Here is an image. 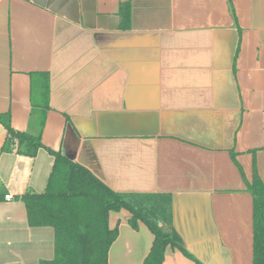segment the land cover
I'll use <instances>...</instances> for the list:
<instances>
[{
	"label": "crops",
	"instance_id": "0c3cea01",
	"mask_svg": "<svg viewBox=\"0 0 264 264\" xmlns=\"http://www.w3.org/2000/svg\"><path fill=\"white\" fill-rule=\"evenodd\" d=\"M42 113L33 158L1 152L0 124V264L55 256L54 229L31 227L17 199L46 191L50 150L119 194L170 197L159 226L178 246L163 264H253L264 0H0V114L34 132ZM130 217L110 215L119 236L109 264H143L151 250L153 234Z\"/></svg>",
	"mask_w": 264,
	"mask_h": 264
},
{
	"label": "trees",
	"instance_id": "16d2710c",
	"mask_svg": "<svg viewBox=\"0 0 264 264\" xmlns=\"http://www.w3.org/2000/svg\"><path fill=\"white\" fill-rule=\"evenodd\" d=\"M129 13L130 4H122L121 17H128ZM44 122L42 113L34 132H22L13 128L9 114H0V124L6 130L1 152L35 157L44 148ZM50 153L54 164L46 191L41 194L28 191L17 197L26 207L31 227L54 229L55 256L40 264H109L110 250L119 236L118 227L110 226V215L121 210L131 214L128 223L132 229L138 230L141 221L154 236L143 264H163L167 247L178 246L176 236L159 226L171 218L168 195L119 194L61 152L50 150ZM247 191L253 199V264H264V184L255 163ZM2 195L0 192V200ZM181 250L193 259L185 249Z\"/></svg>",
	"mask_w": 264,
	"mask_h": 264
},
{
	"label": "built area",
	"instance_id": "2783aa9c",
	"mask_svg": "<svg viewBox=\"0 0 264 264\" xmlns=\"http://www.w3.org/2000/svg\"><path fill=\"white\" fill-rule=\"evenodd\" d=\"M5 198H6V200H12V197L9 195H7Z\"/></svg>",
	"mask_w": 264,
	"mask_h": 264
}]
</instances>
